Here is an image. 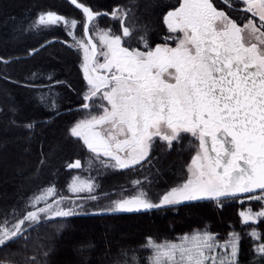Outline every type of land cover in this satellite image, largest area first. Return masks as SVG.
Listing matches in <instances>:
<instances>
[{
  "label": "snow or ice",
  "instance_id": "1",
  "mask_svg": "<svg viewBox=\"0 0 264 264\" xmlns=\"http://www.w3.org/2000/svg\"><path fill=\"white\" fill-rule=\"evenodd\" d=\"M70 2L79 19L54 11L37 19L42 27L63 31L60 43L82 53L80 107L86 116L67 135L82 141L90 167L133 170L151 164L158 149L171 152L189 137L195 146L181 183L154 200L143 190L145 182L133 181L131 194L93 214L148 213L199 201L223 207L238 200L261 205L239 213L245 226L264 221V0H178L163 15V42L151 45L141 36L143 48L130 43L136 35L128 23L130 9L117 5L101 12ZM102 17H110L115 30L100 27ZM35 127L25 125L29 131ZM81 167L79 159L67 165L69 171ZM98 199L91 178L73 177L64 194L55 185L41 187L11 226L7 220L0 225V248L26 239L44 223L78 215ZM250 235L264 261V236L255 230ZM240 243L235 231L224 238L197 231L179 243L148 238L147 260L239 264ZM120 257L117 264H140L133 250H122Z\"/></svg>",
  "mask_w": 264,
  "mask_h": 264
},
{
  "label": "trees",
  "instance_id": "2",
  "mask_svg": "<svg viewBox=\"0 0 264 264\" xmlns=\"http://www.w3.org/2000/svg\"><path fill=\"white\" fill-rule=\"evenodd\" d=\"M0 1L12 4L7 12L10 22L2 26L1 31L8 35L12 34L10 32L18 25L21 33L16 40L24 41L20 45L7 43L0 48V123L2 120H10V127L19 128L26 136L27 149L23 157L32 158L35 164L40 165L41 161H44L42 165L44 166L52 161V158L49 159L45 154L50 129L59 125L65 134L78 117L75 111L80 110L84 87L80 75L81 55L75 48L69 49L60 43L63 42L62 39H66L60 34V30L39 25L37 18L40 13L52 10V7L42 6L41 2L45 0ZM79 1L88 3L85 0ZM127 1L129 9H133L131 10L133 14L136 12L142 15L141 2L137 0V4H131L132 0ZM69 4L79 12L70 2ZM109 8H112L110 4L103 9L108 11ZM62 56L70 58V69L62 68ZM49 77L52 79L49 80ZM27 96L32 97L31 107L19 108L16 104L20 97ZM7 97L12 101L10 104H7ZM27 111L30 112L25 115ZM28 123L36 127L29 131L25 128ZM66 139L67 144H73L68 143L70 139L68 135ZM1 144L2 142L0 169L4 154L2 151L4 146ZM77 146L78 151L72 152L70 160L86 156L83 154V147L78 144ZM169 158L159 166L162 169V177L159 179H162L167 187L173 184L175 178L173 171L166 170L172 163ZM88 159L90 160L89 157L85 158L86 162L84 161L83 169L79 173L88 171L87 174L95 180L99 199L88 202L86 210L79 212L78 215L44 223L29 232L26 239L17 240L7 247L0 248V264H30L33 257L37 259L38 264H117L121 259L122 250H133L140 264H148L147 258L152 255L150 250H146L148 238L157 243L173 242L195 229L201 230L204 227H208L221 238L232 231L239 233L241 237L239 264H264L254 251L255 243L258 241H254L250 235L255 230L264 236V221L248 227L241 222L239 216L241 211L249 207L253 211H259L261 207L259 203L245 201L242 205L238 200H228L224 202L223 207H218L210 201H199L148 213L109 212L94 215V212L106 209L110 201L116 199L120 191L131 184V177L130 174H115L118 173L116 170L112 173L109 169H105L103 176H100L99 171L102 170L94 165L90 167V162L87 164ZM154 170L153 168L151 171L152 176L159 174ZM99 178L103 181L100 182ZM69 182L71 180L58 184L57 190L64 194ZM101 183L106 185L103 186ZM51 185L46 184L42 187ZM9 188L10 185L5 183V189ZM2 190L4 189L0 188V194ZM37 190L38 188L25 192L17 206L13 205L6 211L0 207V224L7 220L11 226L24 211L27 200ZM206 207L209 211H205ZM185 213H189V218L184 215ZM131 254L130 251L129 255Z\"/></svg>",
  "mask_w": 264,
  "mask_h": 264
},
{
  "label": "rangeland",
  "instance_id": "3",
  "mask_svg": "<svg viewBox=\"0 0 264 264\" xmlns=\"http://www.w3.org/2000/svg\"><path fill=\"white\" fill-rule=\"evenodd\" d=\"M85 1L93 5L95 4L96 9H98L101 12L105 11L103 8H106L109 4L111 5L112 8L116 7L117 5H120V6H123L129 9V2L127 0H85ZM134 1H135L134 4H137V0H134ZM138 1L141 2L140 11L142 12V16H141L142 19H141L140 27H142V29L143 27H147V25H145V23L147 22L145 21V16H148L150 19L149 32L151 33L152 31L155 32V29H156L155 20H156V14L159 11L160 1L158 0H138ZM41 4L43 7H52V10L50 9L47 11H54L60 15H65L69 19H79V15H80L79 12H76L75 9L69 4L68 1L45 0L44 2H41ZM131 4H133L132 1H131ZM11 6L12 4L2 3L0 1V48L1 46L7 43L18 44V45L24 43L23 39L16 40L17 36L21 33V30L18 25L16 26L15 29H13L10 32L12 34L8 35V33L1 31L2 26L10 22L9 17L7 16V12L11 8ZM131 14H132V11H131ZM128 23H129V26L132 28L133 23H130L129 21ZM100 27L102 28L109 27L115 30L116 25L110 19V17H102L100 20ZM51 28H54V27H51ZM2 33L3 35H1ZM78 33L79 32H77V35H79ZM60 34L64 35V38H66L63 31H61ZM140 34H142V36L144 35V33H140ZM68 39L70 42V38ZM62 41H65V39H62ZM79 54L81 55V58H82V53H79ZM69 60L70 58L68 56L66 57L62 56L61 64H62L63 69H66V68L70 69ZM80 75L83 81L82 71ZM31 100H32L31 96L22 97V98L20 97V100L16 105L22 109L25 108V106L30 108ZM6 101H7V104H10L12 102L11 100H8V97L6 98ZM6 108L9 109L7 105H6ZM29 112L30 111L25 112L26 113L25 115H28L27 113ZM75 114L78 115V117L76 118V121L83 119L86 116V113L80 110L75 111ZM9 122L11 121L2 120V122L0 123V140H1L0 142H2L1 146H4L3 147L4 149L2 150L4 154L2 155V158H1L2 166L0 169V188L4 190H2L0 194V207L4 208V211H6L7 208H10L11 206L16 205L19 202H21L23 194H25V192L26 193L29 192L30 190H34L36 188L40 189L42 186L46 184L51 185L50 183L57 186L58 184L63 183L64 181L72 180V178L75 176H80L82 179L91 178V176L87 174L88 171H85L83 174H81L78 171L76 172L68 171L65 168L67 163L72 161V159L70 160V157L72 156V152L78 151L77 144L80 147H82V144L81 142L78 143L75 140V138H72L73 140H71L70 138L68 141V143L71 142L74 145L73 144L69 145L70 143L67 144L66 143L67 142V139H66L67 131L65 135L64 132L59 127V125L55 128L50 129V134H49L50 137L47 139L48 140L47 148H46L47 152L45 154L48 156L49 159L52 158V161H51L52 163L49 162L48 164L42 166L40 164H35L32 161V158L27 159L26 157H23L24 151L27 149L26 136L22 132H20L19 128L10 127ZM194 147L195 146L192 143L191 137H189L187 140L183 141L181 145H177L175 149L172 150L171 152L165 149V152L161 153L160 155L161 161H164L165 159H168L169 157H170L169 159L172 160L171 165L169 166V168L166 169L167 171H173L174 172L173 175H175V178H173L174 182H172L173 184L170 187L175 186L178 183H181L182 180L184 179L187 164L190 163L191 155L194 154ZM31 148L29 147V149ZM83 149H84L83 154L86 156H83V157L81 156L77 158L81 159L84 164V161L86 162L85 158L87 157L91 158V157H90V153L86 151L85 148ZM89 162L90 160L88 159L87 164ZM94 166L98 168L96 165ZM154 166L157 168L159 164L154 165ZM98 169L102 170V171H99V173H100V176H103V174L105 173V169L103 168H98ZM115 170H118V169L109 168V171H112V173ZM25 174H28V175L27 177L24 178L23 176ZM136 180L138 179H132V181L130 182L133 184V181H136ZM99 181L101 182L103 181V179L99 178ZM5 183L10 185L9 189H5ZM101 184L103 186L106 185L104 183H101ZM132 186L133 185L131 184L129 186H126L125 189H122V191H120L119 195L122 196L125 194H131L133 192ZM170 187H167V190ZM97 188H98V185H96V189ZM163 192H164L163 189H158L154 193L153 196H150V194L149 196L155 200ZM204 209L205 211H209L207 207ZM184 215L189 218V213L188 214L185 213ZM2 224L3 223H1L0 225ZM197 231L212 232L208 227H204L201 230H199V228L195 229L191 233H188L187 235H191L192 233H195ZM214 234L218 236L217 233H214ZM180 241H181V238L178 241H173L171 243H179Z\"/></svg>",
  "mask_w": 264,
  "mask_h": 264
},
{
  "label": "flooded vegetation",
  "instance_id": "4",
  "mask_svg": "<svg viewBox=\"0 0 264 264\" xmlns=\"http://www.w3.org/2000/svg\"><path fill=\"white\" fill-rule=\"evenodd\" d=\"M158 1H160V3H159L160 5H159V11L156 14V20H155L156 29H155V32L152 31V30H151L152 33L149 32L150 19H149L148 16H145V21H147L145 23V25H147V27H143V29H142V27H140L141 26V19H142L141 16L142 15L137 14L136 12H134V14L132 13L130 15L129 22L133 23L132 24V28H133V30L136 33V35L134 36L133 40L130 41V43L132 44L133 47H136L137 44H139V46L141 48H143V44L140 43V37L142 36V34H140V33H144L143 37H145L147 39V42L149 44H151V45H154L155 43L163 42V36L166 33V29L162 25L163 15L167 11L171 10L172 7L178 6V0H158ZM132 2L135 3L134 0H132ZM217 2L220 3L221 0H217ZM102 12H105V11H102ZM136 25L139 26V27H137ZM172 46H174V45H172ZM79 109H80V111H83L81 109V107ZM81 144H82V141H81ZM86 151H87V149H86ZM163 152H165V149L164 150L163 149H158L154 153V159L151 161V164H145L142 168H136V169H133V170H124V171L116 170V172H118V173H115V174H118V175H120L121 173L122 174H130V177H131L130 181H132V179H138L140 181L145 182L143 190L146 191L148 194H150V196H153L154 193L158 189H163L164 191H166L167 190V184L162 179H159V178L162 177V169L159 168V166H160V163L163 164V161L160 160L161 159L160 155ZM77 159H79V158H77V157L73 158L72 161L67 163V165L69 163H71V162H74ZM79 160L81 161V164H82L81 169H73L71 171H78L79 172V171H81L83 169V166H84L83 161L81 159H79ZM158 164H159V166H157V168H156L154 165H158ZM67 165L65 166L66 169H67ZM153 168L155 169L154 171L157 170V172L159 174L156 173V174H154L152 176L151 171H152ZM158 180H159V182H158ZM131 185H133V184L131 183ZM132 188H133V191H134V186H132Z\"/></svg>",
  "mask_w": 264,
  "mask_h": 264
},
{
  "label": "water",
  "instance_id": "5",
  "mask_svg": "<svg viewBox=\"0 0 264 264\" xmlns=\"http://www.w3.org/2000/svg\"><path fill=\"white\" fill-rule=\"evenodd\" d=\"M70 2V0H68ZM80 2V1H79ZM71 3V2H70ZM74 6V5H73ZM75 7V6H74ZM82 165V164H81ZM68 169V168H67Z\"/></svg>",
  "mask_w": 264,
  "mask_h": 264
}]
</instances>
